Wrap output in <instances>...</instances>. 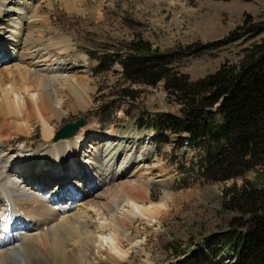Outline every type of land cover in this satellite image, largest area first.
<instances>
[{
	"label": "rangeland",
	"instance_id": "374dc122",
	"mask_svg": "<svg viewBox=\"0 0 264 264\" xmlns=\"http://www.w3.org/2000/svg\"><path fill=\"white\" fill-rule=\"evenodd\" d=\"M13 1L6 0L4 3L9 7ZM19 2L26 7L24 15L2 8L0 39L4 40V46H0V51H5L0 55V74L5 81L7 77H14L18 85L21 80L17 74L22 70L44 73L49 67L55 69V62H59L62 77L67 81L56 80L54 86L48 88L53 97L51 104L58 113V116H47L50 127L54 129L48 142L42 136L41 120L23 119L31 133L22 135L15 132L13 122L17 119L13 115L0 116V151L5 158L4 163L0 160V167L6 168L5 163L10 162L22 146L36 150L41 145H53L57 131L82 119L85 120L84 126L74 131L66 141L73 142L84 133L87 136L96 131L102 136L112 133L116 139L122 138L117 142L123 145L127 155H139L143 148L151 146L153 151L143 162H134L105 187H92L88 174H83L87 164L83 167L80 163L86 158L83 152L89 146L86 144L80 158H74L70 164L72 171L53 170L56 173L50 175L48 185V191L52 190V193H46L49 205L56 203L61 207L60 212L57 211L58 217H73L89 206H118L125 198L143 206L160 205L151 222L137 218L132 225L126 226L122 212L116 217L118 226H121L116 234L122 241V249L129 250L126 261L117 260V264H235L227 261L225 250V253L221 251L234 250L218 237L231 229V219L237 216L222 209V191L246 183L264 188V167H256L226 182L210 181L201 164L208 148L207 142L194 146L191 140L181 141L172 133L147 125L161 114L179 116L180 106L168 97L161 83L151 87L125 80L118 61L133 42L149 43L152 49L161 52L188 45L197 48L213 44L235 31L240 38L236 42L188 59H178L174 68L188 75L191 81H196L215 73L222 64L238 65L247 50L264 40V34H246L249 25H243L247 15L254 23L264 22V0ZM15 29L18 36L14 34L17 37L13 38L11 34ZM25 39L28 42H19ZM99 59H104L103 64H99ZM4 72L8 73L5 75ZM11 87L5 83L1 89L9 91ZM71 90L77 95L73 96ZM139 120L143 123L140 124ZM21 166L18 163L14 169L19 171ZM75 167L80 170V185L84 192L67 190L72 197L62 195L63 199H51L50 196L61 197L57 189V175L63 173L65 179ZM34 171L31 179L35 176ZM40 174L43 177L44 173ZM137 181L139 190H129L130 184ZM62 182L69 183V178ZM20 187L27 194H41L39 188L27 182ZM72 200L75 202L72 203ZM113 212H103L99 217L109 219ZM18 222L21 232L36 234L30 221L19 216ZM94 225H90L88 231H94ZM93 233L96 235L97 230ZM101 264L112 263L103 261Z\"/></svg>",
	"mask_w": 264,
	"mask_h": 264
},
{
	"label": "bare ground",
	"instance_id": "6f19581e",
	"mask_svg": "<svg viewBox=\"0 0 264 264\" xmlns=\"http://www.w3.org/2000/svg\"><path fill=\"white\" fill-rule=\"evenodd\" d=\"M4 2L6 0L0 1V16L2 8L7 9L6 11L10 13H22L21 15H24L26 7L24 4L22 6L19 0H14L13 4H11L12 2L8 3L11 4L9 7ZM14 34L18 36L17 29L11 34L13 38H16L17 36ZM19 42L26 43L28 39ZM0 46H4V40L2 42L0 39ZM64 50L62 51L64 52ZM3 51L5 49L0 51V55ZM55 65H57L55 69L49 67L51 69L48 68L44 73L22 70L21 73L17 74L18 79L21 80L18 85L17 79L14 77L8 78L6 76V82L0 74V116L10 117L13 115L17 119L13 122L17 134H30L31 129L23 122V119L25 121L33 118L42 121L40 126L46 142L53 136L54 129L50 127L47 116L51 114L58 116V113L55 112L56 110L51 104L53 97L48 88L53 87L56 80L67 81L62 77L59 62H55ZM4 73L6 75L8 72ZM5 83L13 86L12 89L10 88L11 91L8 89L10 92L1 89ZM71 92L73 96L77 95L75 91L71 90ZM12 95H16V97L14 98ZM118 139L112 133L102 136L96 131H91L89 135L86 136L84 133L73 142L66 141L68 139H53V145H41V147L39 145L36 150L22 146L14 158L9 160L10 162L7 164L5 163L6 168L5 166L0 167V170L3 171L0 174V264H101L103 261L117 264V260L126 261L129 257V250L124 251L122 249V241L116 234L118 228L121 227L118 226L119 221L116 217L122 212V216L125 218L123 224L126 226L132 225L133 220L137 218L151 222L156 208L159 209L160 205L143 206L137 201L125 198L118 206L98 208L89 206L73 217H58L57 213L60 212L61 207L57 206L56 203L49 205L50 199L46 196V193L49 195L52 193V190L48 191L50 175L56 171L59 172L58 168L72 171L69 169L70 164L73 163L74 158H80L81 151L86 144H89L87 150L84 149L83 151L86 158L81 159L80 163L83 167L87 164L86 172L84 171L83 174H88V181L92 187L93 185L105 187L106 184L113 182L122 175L134 162H143L153 151V147L150 146L143 148L139 155H127L123 145L119 141L117 142ZM4 159L2 151H0V160L3 163ZM18 163L22 164L19 171L14 169V165ZM67 166L68 168H66ZM35 169L44 173L43 177L40 173L37 174ZM54 169L57 170L53 171ZM33 171L35 176L31 179ZM73 173L78 176H74ZM57 176V180H59L57 189L61 197L50 196L51 199L59 200L63 199V196L72 197L69 193V195L67 194V190L72 192V190L77 189L81 193L84 192V188L82 189L80 185L81 174L78 168L75 167L65 179L63 173H59ZM68 178L69 183L62 182ZM20 181L23 184L27 182L39 188L41 194L28 192L29 196L20 187L23 185L20 184ZM139 186L137 181L130 184L128 188L135 191L139 190ZM74 202L75 200H72V203ZM87 210L90 212L87 213ZM103 212L108 214L113 212V215H109L111 216L109 219L99 217ZM19 216L31 222V227L36 234L21 232L22 227L16 223ZM92 224H95L93 228L94 231L97 230L96 235L93 233L94 231H88V227Z\"/></svg>",
	"mask_w": 264,
	"mask_h": 264
},
{
	"label": "trees",
	"instance_id": "16d2710c",
	"mask_svg": "<svg viewBox=\"0 0 264 264\" xmlns=\"http://www.w3.org/2000/svg\"><path fill=\"white\" fill-rule=\"evenodd\" d=\"M243 25H249L246 34H264V22L254 23L249 15ZM239 39L233 31L213 44L161 52L137 41L123 56H116L125 80L151 87L161 83L180 106L179 116L161 114L147 125L187 134L194 146L207 142L201 164L210 181L226 182L264 167V40L247 50L238 65L222 64L196 81L176 70L174 63ZM99 60L103 64L104 59ZM222 209L237 215L231 219V229L218 236L234 250L236 264H264V188L249 183L226 188Z\"/></svg>",
	"mask_w": 264,
	"mask_h": 264
},
{
	"label": "water",
	"instance_id": "95a60500",
	"mask_svg": "<svg viewBox=\"0 0 264 264\" xmlns=\"http://www.w3.org/2000/svg\"><path fill=\"white\" fill-rule=\"evenodd\" d=\"M85 124V120H79L73 124H67L63 126L59 131H57L54 135V140L57 139H66L73 135V132L83 127Z\"/></svg>",
	"mask_w": 264,
	"mask_h": 264
}]
</instances>
